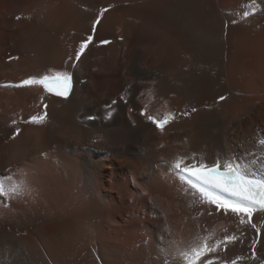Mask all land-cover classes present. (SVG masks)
Returning a JSON list of instances; mask_svg holds the SVG:
<instances>
[{
    "label": "bare ground",
    "instance_id": "1",
    "mask_svg": "<svg viewBox=\"0 0 264 264\" xmlns=\"http://www.w3.org/2000/svg\"><path fill=\"white\" fill-rule=\"evenodd\" d=\"M27 1L0 0V70L28 47L5 24ZM136 1L60 2V28L42 31L22 73L33 81L71 73L68 97L39 83L16 89L21 74L0 81L16 83L0 90V187L9 199L0 264H188L185 254L201 247L195 264H264V211L241 223L175 168L230 163L264 180V0H191L202 16L187 33L162 35ZM165 117L159 130L152 120ZM16 152L47 156L3 168Z\"/></svg>",
    "mask_w": 264,
    "mask_h": 264
},
{
    "label": "rangeland",
    "instance_id": "2",
    "mask_svg": "<svg viewBox=\"0 0 264 264\" xmlns=\"http://www.w3.org/2000/svg\"><path fill=\"white\" fill-rule=\"evenodd\" d=\"M61 1L62 0H28L22 6H13L10 9L11 12L9 11L10 13L6 12L5 24L8 26V35H6V31H4L5 35L7 37L9 36V38L12 37L11 40L14 39L15 42L22 43V46L25 48L28 46V49L26 48L25 50H22L21 48V50L18 51V54H13L15 59L13 56H10V60L12 59V63L10 60H8V65L10 67L7 66L6 68L0 70V81L18 80V78H15L18 74H21L17 76L22 77L19 78V80H21L16 82L17 84L15 82L1 84L0 90L8 89L10 84H12L11 88H9L10 90L14 89L15 84H19L17 87H15L17 89L20 87V85L22 86V84H24V80L33 81L31 76H26L24 75L25 73L23 74L22 72L32 67L36 62L34 53L35 49L39 46L42 40V31H47L48 29L58 30L60 28L62 16L60 4ZM135 4H137L141 10V18L143 20H148L151 23L150 26L157 30L158 35L166 33L168 29H180L181 32L187 33L191 29L190 22L194 21V18L196 19L198 15L199 17L202 16V14H200V9L202 6L191 0H137ZM205 9L207 10L206 7L204 10ZM16 30L20 31V35H16ZM158 35L156 37H158ZM162 37H160V39H163ZM105 41V38L100 39V42L103 43V45L107 48L108 42L104 43ZM32 50L34 51L32 52ZM33 84L34 83H30L27 85L31 86ZM6 95L8 96L9 94ZM140 109H142V106ZM87 121L90 122L89 120ZM17 136L18 134L16 133L15 138ZM30 143L32 145L34 143L38 144V140H30ZM29 148L31 147L29 146ZM36 152L38 154L39 150ZM12 156L5 157V163H2L3 168L7 167L13 162H17V164H19L22 168H28L30 165H32L33 161L44 162L46 160L47 152L41 153L40 157L37 156L30 158L29 161H27V159L23 160L22 155L18 152L15 153V156ZM7 168L9 169L10 167ZM9 172H11V170ZM30 174L32 177L36 176V170L34 171L31 169ZM8 200L9 199H6L4 195L0 194V209L4 210V208H8ZM224 249L226 250L227 246H224Z\"/></svg>",
    "mask_w": 264,
    "mask_h": 264
},
{
    "label": "snow or ice",
    "instance_id": "3",
    "mask_svg": "<svg viewBox=\"0 0 264 264\" xmlns=\"http://www.w3.org/2000/svg\"><path fill=\"white\" fill-rule=\"evenodd\" d=\"M93 27L95 28V25H93ZM91 40L92 37L89 36L87 42H82L80 44V48L76 52L77 60L80 59L81 54ZM104 43H107V41ZM56 80L61 85L56 95L67 96L71 91L70 73L66 71L57 73ZM23 83H42L45 88H47L49 81L47 77H44L39 81L26 80ZM221 99H223V97H221ZM113 103H115V101H113ZM43 119V116H33L31 117V122L39 124ZM149 119L151 120L152 118L149 117ZM152 122L156 127L162 129L163 126L168 123V118L165 117L163 121L152 120ZM260 143L264 145V140H261ZM175 168L178 170L181 178L187 180L189 185L198 191L208 203L214 204L218 210L222 209L226 213L231 212L241 217V223H244L243 217L247 216L250 218L257 207L260 210H264V186L253 184L250 181H244L240 176L239 166H233L230 163L221 164L219 162L206 165L200 162L196 165L185 164L182 167L181 162L178 161L175 164ZM221 168H224L223 172L220 171ZM210 189H218L219 192L227 193L228 196L235 197L236 199L234 201L224 200L222 197L214 195ZM2 193L3 189L0 187V194ZM213 250V248H208V251ZM204 254V248L201 247L199 249H193L190 257L185 254V258L188 260V264H195V261L200 260Z\"/></svg>",
    "mask_w": 264,
    "mask_h": 264
}]
</instances>
